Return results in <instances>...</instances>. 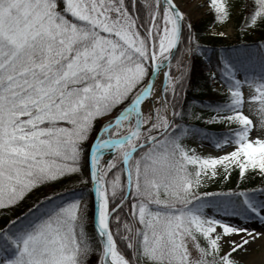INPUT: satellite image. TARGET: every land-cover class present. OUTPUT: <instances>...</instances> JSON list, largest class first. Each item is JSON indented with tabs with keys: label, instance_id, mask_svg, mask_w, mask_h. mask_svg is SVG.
Instances as JSON below:
<instances>
[{
	"label": "rangeland",
	"instance_id": "374dc122",
	"mask_svg": "<svg viewBox=\"0 0 264 264\" xmlns=\"http://www.w3.org/2000/svg\"><path fill=\"white\" fill-rule=\"evenodd\" d=\"M0 0V65L19 57L21 69L30 82L20 91L28 98L33 116L40 121L62 120L63 128L42 126L34 135L14 134L12 103L0 106V206L17 187H27L33 171L55 173V155L78 147L88 127L98 119L102 124L115 116L144 85L152 55L158 51L162 36L169 32V20L162 4V24L157 40L148 39L125 10L121 0ZM180 11L201 18L210 8L209 0H179ZM170 13V12H169ZM238 9L233 10V16ZM158 16V11L154 16ZM171 16V15H170ZM233 36L234 19L223 27ZM155 30H152V33ZM154 50V51H153ZM241 81L235 120L248 122L245 141H260L264 149V76L236 73ZM217 78V76H216ZM174 75L167 76L166 87ZM218 79V78H217ZM224 91V84L214 79ZM32 96H29L31 95ZM6 104V105H4ZM169 108L157 98L153 111L142 112L148 127L117 149L102 169L116 157L122 159L127 148L150 138L167 121ZM130 113L107 134H124L132 125ZM22 147V148H21ZM191 150L202 167L217 169L224 162H237L242 149L229 140L213 145L202 137L192 138ZM55 171V172H54ZM219 201L192 210L162 212L145 203L136 217L145 225L138 257L170 264H193L199 249L189 227L209 236L230 264H264V194L259 203L237 204ZM256 208L252 212V208ZM77 210L83 209L79 202ZM25 238L20 235L19 240ZM26 247L29 264H68L70 254L63 252L64 237L54 225L44 224L29 232ZM16 249L22 248L18 241ZM8 247V248H6ZM9 243L0 237V264H7Z\"/></svg>",
	"mask_w": 264,
	"mask_h": 264
},
{
	"label": "trees",
	"instance_id": "16d2710c",
	"mask_svg": "<svg viewBox=\"0 0 264 264\" xmlns=\"http://www.w3.org/2000/svg\"><path fill=\"white\" fill-rule=\"evenodd\" d=\"M121 1L140 34L148 39L154 1ZM209 2L210 8L201 18L182 17L180 39L169 64L174 79L164 92L171 119L161 133L145 140L130 156L128 195L124 198L127 178L120 158H115L104 175L111 210L109 230L117 251L130 264H170L138 257L146 234L145 225L136 217L140 205L148 203L162 212L189 214L219 201L257 204L264 194L263 146L258 140L245 141L248 122L234 118L240 86L236 73L264 76V0ZM234 9H238L235 16ZM157 11L152 29L154 41L162 24L160 2ZM232 17L235 32L228 36L223 27ZM18 60L16 57L0 65V106L1 102L15 105L14 134L21 138L34 135L42 126L69 125L62 120L40 121V117L27 111L34 105L25 106L28 98L17 90H24L30 80L25 81L27 76ZM214 79L225 85L224 91L214 86ZM99 123L94 120L78 147L70 145L67 153L55 155V173L33 171L27 187H17L4 199L0 206V237L7 238L10 245L7 264H29V232L48 223L64 237L62 250L70 254L68 264H100L102 249L92 223L87 164L88 146ZM194 136L213 145L227 139L243 151L237 162H224L217 169L202 167L191 150ZM79 202H83L82 210L76 209ZM189 232L199 249L193 264H230L227 254L221 253L209 236L194 227H189ZM22 234L25 238L19 240ZM18 241L22 245L19 250Z\"/></svg>",
	"mask_w": 264,
	"mask_h": 264
},
{
	"label": "water",
	"instance_id": "95a60500",
	"mask_svg": "<svg viewBox=\"0 0 264 264\" xmlns=\"http://www.w3.org/2000/svg\"><path fill=\"white\" fill-rule=\"evenodd\" d=\"M162 2H166L170 13L172 17L173 22V28H172V40L168 48V53L165 56V58L162 61L156 60L151 63V69L150 73L148 75V78L143 85V87L140 89V91L133 97V99L114 117L113 121L102 127L98 133L96 134L95 138L89 145L88 149V175L90 179V190H91V198H92V204H93V224L94 228L97 232V235L101 242L102 247V254H101V264H113L109 260V254L112 248L113 244V238L110 234L109 227H108V220L110 212L108 210V201H106V217L105 222L102 225H97L96 223V213L98 208V202H99V192H100V162H99V154L96 151V146L99 142H101L103 139H99V135L102 130H106L108 128H111L117 123H120L121 119L124 118L128 113L133 112L134 114V121L132 124V128L123 136L121 137H115L114 135L106 136L104 139L114 141L116 142V146L119 147L126 143L127 141L134 138L139 132H141L146 125L142 124V113L139 108V102L140 100L148 93L151 84L157 75V73L160 71V69H163V84L161 87V97L164 99V85L168 76V65L172 58V55L174 54L176 47L178 45L179 39H180V30H181V20H182V13L177 5L173 0H161ZM138 144L134 147L129 149V154L132 153L136 148ZM122 162L124 164L126 175H127V191L125 196L128 194L129 186H130V173L128 168V155H124ZM107 200V198H106ZM123 199L120 201L119 204Z\"/></svg>",
	"mask_w": 264,
	"mask_h": 264
},
{
	"label": "bare ground",
	"instance_id": "6f19581e",
	"mask_svg": "<svg viewBox=\"0 0 264 264\" xmlns=\"http://www.w3.org/2000/svg\"><path fill=\"white\" fill-rule=\"evenodd\" d=\"M155 3H165V13L169 20V32L164 34L162 36V39L160 40L158 51L153 54L152 60L156 61H162L165 56L168 53V48L172 40V19L169 13V8L166 4V2H162L161 0H153ZM175 3H179V0H173ZM163 84V69H160V71L155 76L151 87L148 91V93L140 100L139 102V108L142 112L145 110L153 111L154 103L157 101V98L161 97V87ZM116 142L110 141V140H103L99 142L96 146V151L98 152L100 158L99 162L101 167L104 166L109 162L111 159V156L116 152ZM106 217V195L103 187H100L99 192V202H98V208L96 213V223L97 225H102L105 222ZM109 260L113 264H127L124 257L119 254L114 247L111 248L110 254H109Z\"/></svg>",
	"mask_w": 264,
	"mask_h": 264
}]
</instances>
